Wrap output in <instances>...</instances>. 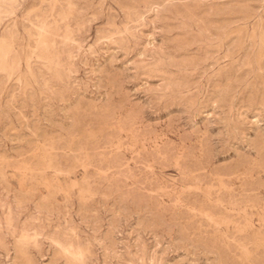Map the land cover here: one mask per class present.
<instances>
[{"label": "rangeland", "instance_id": "374dc122", "mask_svg": "<svg viewBox=\"0 0 264 264\" xmlns=\"http://www.w3.org/2000/svg\"><path fill=\"white\" fill-rule=\"evenodd\" d=\"M0 264H264V0H0Z\"/></svg>", "mask_w": 264, "mask_h": 264}, {"label": "bare ground", "instance_id": "6f19581e", "mask_svg": "<svg viewBox=\"0 0 264 264\" xmlns=\"http://www.w3.org/2000/svg\"><path fill=\"white\" fill-rule=\"evenodd\" d=\"M45 47V46H44Z\"/></svg>", "mask_w": 264, "mask_h": 264}]
</instances>
